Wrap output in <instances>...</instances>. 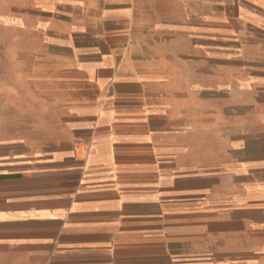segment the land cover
I'll return each instance as SVG.
<instances>
[{"label": "crops", "instance_id": "1", "mask_svg": "<svg viewBox=\"0 0 264 264\" xmlns=\"http://www.w3.org/2000/svg\"><path fill=\"white\" fill-rule=\"evenodd\" d=\"M74 2L83 17L54 27L71 40L34 54L0 121V264H264V114L217 161L210 127L133 51L167 20H138L139 0ZM223 3L227 26L264 32V0ZM242 85L262 106L264 74Z\"/></svg>", "mask_w": 264, "mask_h": 264}, {"label": "rangeland", "instance_id": "2", "mask_svg": "<svg viewBox=\"0 0 264 264\" xmlns=\"http://www.w3.org/2000/svg\"><path fill=\"white\" fill-rule=\"evenodd\" d=\"M193 1L139 0L145 12L138 20H167L170 26L145 27L131 35V42L153 71L167 76L163 87L179 110L210 127L200 138L209 137L216 160L223 161L230 141H239L244 125L264 114V103L257 106L255 94L242 85L243 79L264 74V32L227 26L220 16L226 9L223 0H209L195 13ZM81 7L74 0H0V121H16V95L32 88L27 78L31 59L51 52L48 42L71 40L72 35L55 33L54 27L71 21V15L83 17ZM237 185L230 175L220 192H235Z\"/></svg>", "mask_w": 264, "mask_h": 264}]
</instances>
